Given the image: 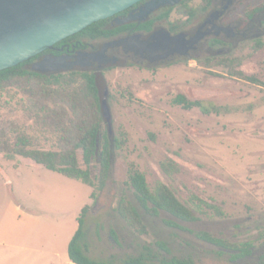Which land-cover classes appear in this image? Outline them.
Segmentation results:
<instances>
[{
  "label": "rangeland",
  "instance_id": "obj_1",
  "mask_svg": "<svg viewBox=\"0 0 264 264\" xmlns=\"http://www.w3.org/2000/svg\"><path fill=\"white\" fill-rule=\"evenodd\" d=\"M257 7L260 10L254 13L250 21L254 26L246 38L204 45L190 58L138 60L98 73L101 128L112 141L121 143L112 147L102 188H92L22 156L7 159L0 150V223H14V196L34 212L17 225L19 233L36 239L39 249H49L51 241L54 249L67 253L76 218L88 204L84 230L92 258H122L137 254L142 244L162 240L172 254L191 255L198 264H260L264 253L258 239L264 234V0H243L227 17L241 19ZM189 9L194 16L187 19ZM208 9L206 0H184L170 10L169 23L191 27ZM221 59L229 61L222 64ZM35 62L26 68L33 69ZM30 94L31 88L22 81L0 90V130L6 135L0 146L11 144L21 131L33 148L57 147V131L37 122L28 108ZM178 94L222 109L206 114L198 107L184 108L173 102ZM78 160L84 167L80 152ZM163 162H172L177 170L167 174ZM130 163L145 175L151 189L158 183L172 188L199 219L184 222L164 211L152 216L139 207L148 233L136 234L116 210L122 196L138 205L126 184ZM97 173L98 164L93 162L92 176ZM91 190L94 198H90ZM199 199L218 205L224 216L214 215L204 204L198 208ZM166 219L187 230L167 225ZM201 230L232 242L254 240L253 254L236 261L230 260L229 253L218 256V247L195 235Z\"/></svg>",
  "mask_w": 264,
  "mask_h": 264
},
{
  "label": "trees",
  "instance_id": "obj_2",
  "mask_svg": "<svg viewBox=\"0 0 264 264\" xmlns=\"http://www.w3.org/2000/svg\"><path fill=\"white\" fill-rule=\"evenodd\" d=\"M183 1L177 7L181 6ZM257 8L253 9L250 14ZM191 12L192 9L185 11V13ZM104 21L105 19L95 21L79 32L60 40L55 45L80 33H84L82 36L93 35V37H97L104 28L105 24L102 23ZM37 55L12 67L1 69L0 90L18 83V81L25 82L31 88L28 108L33 112L37 122L53 127L57 131L59 135L57 147L54 149L33 148L30 146L28 135L18 131L13 142L0 146V150L7 159L22 156L68 178L78 179L92 188L95 186L102 188L109 174L112 147L115 145L118 148L121 143L117 139L112 141L109 133L101 128V100L96 76L94 73L83 70L44 73L26 68L27 64L37 58ZM228 61V59H221L220 62L227 64ZM246 78L252 82L256 81L254 77L246 76ZM173 102L182 105L184 108L198 107L206 114L219 113L222 109L212 102L189 100L183 94H178ZM4 136L6 135L0 130V140ZM78 152L81 153L84 167L79 164ZM93 162L98 164L96 176H92ZM161 167L167 174L177 170L172 162H163ZM126 184L131 189L139 206L122 196L118 201L116 210L126 224L138 235L148 233L139 207L152 216H157L161 211H164L184 222H194L199 219L193 208L181 201L168 185L158 183L151 189L145 175L136 169L133 163L129 164ZM94 197L95 193L92 191L90 198ZM195 204L200 209L201 204H204L214 215L224 216L223 210L216 204L208 203L202 199H199V202ZM89 208L88 204L81 208L76 218L77 228L68 243V256L74 263L115 264V261L118 260L119 264H198L191 255L180 257L172 254L167 243L162 240H156L152 244H142L137 254L126 255L122 258L111 255L106 261H102L90 257L84 230L85 214ZM165 223L187 230L174 220L166 219ZM195 235L199 239L218 247L215 250V254L218 256L229 253L231 261L252 255L255 248V241L251 239L232 242L203 230L195 232ZM258 239L262 240L261 244L264 247V234L261 233ZM260 264H264V253Z\"/></svg>",
  "mask_w": 264,
  "mask_h": 264
},
{
  "label": "flooded vegetation",
  "instance_id": "obj_3",
  "mask_svg": "<svg viewBox=\"0 0 264 264\" xmlns=\"http://www.w3.org/2000/svg\"><path fill=\"white\" fill-rule=\"evenodd\" d=\"M146 1H137L122 11L104 18L105 21L102 23L105 25L99 36L77 34L40 52L33 62L40 60L44 55L63 56L68 66L58 71H89L94 73L97 80L98 73L112 65L118 66L138 60L154 63L174 57L190 58L191 53L204 45L215 46L246 38L254 26L250 24L253 15L260 10L258 7L251 14L252 10L247 12L246 17L229 19L227 13L243 0H219L217 4L213 0L208 2L206 0L209 6L207 12L191 27L180 28L169 23V14L171 9L183 1L181 0L176 5L154 10L144 20L122 22L130 12L140 10ZM193 12L185 13L186 18L193 17ZM165 22L169 23L167 27L164 26ZM177 34H181L180 37L169 42L170 38Z\"/></svg>",
  "mask_w": 264,
  "mask_h": 264
},
{
  "label": "water",
  "instance_id": "obj_4",
  "mask_svg": "<svg viewBox=\"0 0 264 264\" xmlns=\"http://www.w3.org/2000/svg\"><path fill=\"white\" fill-rule=\"evenodd\" d=\"M137 1L140 0H0V70L52 48L67 36ZM180 1L147 0L122 22L144 20L154 10ZM180 35L171 37L169 42ZM67 66L63 56L44 55L33 64V69L48 73Z\"/></svg>",
  "mask_w": 264,
  "mask_h": 264
},
{
  "label": "crops",
  "instance_id": "obj_5",
  "mask_svg": "<svg viewBox=\"0 0 264 264\" xmlns=\"http://www.w3.org/2000/svg\"><path fill=\"white\" fill-rule=\"evenodd\" d=\"M12 200L14 223L9 226L3 225V222L0 223V264H57V262L59 264H76L68 256V245L67 253L58 252L53 248L55 243L51 241L48 242L49 249L42 250L36 246V239L19 233L17 225L21 221L31 218L34 212L16 197H13Z\"/></svg>",
  "mask_w": 264,
  "mask_h": 264
}]
</instances>
